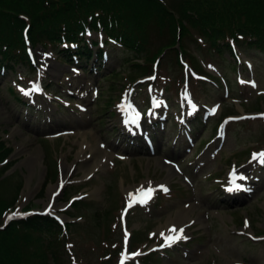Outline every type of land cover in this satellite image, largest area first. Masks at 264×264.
<instances>
[{"label": "rangeland", "instance_id": "1", "mask_svg": "<svg viewBox=\"0 0 264 264\" xmlns=\"http://www.w3.org/2000/svg\"><path fill=\"white\" fill-rule=\"evenodd\" d=\"M161 1L176 11L182 0ZM167 36L152 34L150 49ZM84 40L94 50L104 43L97 32ZM181 42L182 66L173 51L159 65H142L144 58L134 60L140 66L126 65L125 55L104 45L100 65L93 51L79 68L36 45L28 50L32 71L0 74V198H16L4 219L32 212L69 224L61 264H118L124 248L126 264H264V164L253 160L264 151V54L249 58L238 49L234 62L226 50L230 66L209 56L207 45L197 47L206 42L197 30ZM34 85L39 90L26 95ZM129 112L139 113L131 124L150 134L144 143L121 140ZM83 136L110 156L85 147L67 182L49 197L48 187L73 163ZM33 154L38 168L26 187L23 162ZM160 162L180 176L169 177ZM91 164L98 166L83 177ZM234 169L246 177V190L226 193ZM143 181L163 183L146 204L127 205L128 188ZM173 219L186 238L161 247L160 233L166 235ZM43 245L54 264L59 252L47 239ZM35 247L28 244L29 251Z\"/></svg>", "mask_w": 264, "mask_h": 264}, {"label": "trees", "instance_id": "2", "mask_svg": "<svg viewBox=\"0 0 264 264\" xmlns=\"http://www.w3.org/2000/svg\"><path fill=\"white\" fill-rule=\"evenodd\" d=\"M192 29L206 41L197 47L207 45L209 56H222L230 66L234 63L223 54L227 50L235 60L232 46L250 58L252 53L264 54V0H182L176 11L161 0H0V72L16 67L33 70L27 42L50 47L62 63L78 59L83 65L94 51L100 65L104 45H110L125 55L126 65L140 66L134 60L144 58L142 65L150 66L167 51L174 52L180 65L179 53L185 55L181 41ZM87 32L99 33L104 43L91 49L84 40ZM155 33L158 37L166 33L168 40L152 50ZM15 201L0 198V264H50L44 239L55 247L54 253L59 252L54 264H61L69 224L62 227L54 217L32 213L14 217L1 228L5 211ZM31 242L37 246L33 251L28 250Z\"/></svg>", "mask_w": 264, "mask_h": 264}, {"label": "bare ground", "instance_id": "3", "mask_svg": "<svg viewBox=\"0 0 264 264\" xmlns=\"http://www.w3.org/2000/svg\"><path fill=\"white\" fill-rule=\"evenodd\" d=\"M53 76H56V75H53ZM33 87H30V90L32 89ZM30 90H27L26 91L29 93ZM32 92H36V91H32ZM155 106H157V104H154ZM128 109V108H126ZM133 113H128L127 114V118H129L130 115H132ZM121 128L124 129V132L121 134V140L124 142V141H128L129 139H139V141L141 142H145L148 137L150 136L149 133L145 132V127H139L137 125H132L131 123H125L123 122L121 124ZM84 137V136H83ZM132 143V142H131ZM81 146H80V150L76 153V158L74 159L73 163L72 164H67L63 167L62 171H61V174L59 176V178L57 179V182L51 186L48 187L47 189V195L49 197H52L56 192L57 190L60 189V187L65 183L67 182V180L69 179V172L71 170V168H73V166H75V164L78 162L79 158L80 157V152L84 150L85 147H90L92 149V151L94 153H100L101 156L103 158H107L110 156V153L105 151V149L103 148V146L99 143H96L95 140L94 142H88L86 141L85 137H84V141L80 142ZM38 156L37 154H33V155H29L25 161L23 162V164H25L26 168H27V171H28V174H27V181H26V187H28V183L29 181L31 180L32 176L35 174L37 168H38ZM76 161V163H75ZM92 162H94V160H92ZM84 163H89V160L85 161ZM169 163V162H167ZM167 163H163V162H160V165L163 166L164 168H166L168 170V176H172L174 174H176L177 176H180L178 175L179 172L176 171V170H173L172 166L170 164H167ZM95 166H98L97 164H91L90 167L88 168V171L87 173L83 174V177H85L87 174H89L91 171H93V168ZM264 167V166H263ZM187 179H184L182 182L183 183H186ZM42 182V180H41ZM149 182L150 181H143L140 185L143 186L144 188H147L149 186ZM163 182H151V187L155 190H157L159 188V184H162ZM41 183L38 185V187H40ZM138 187V186H137ZM140 189V188H128V195L131 193L133 195H135L137 193V190ZM246 189H244L245 191ZM34 191V189L32 190ZM127 205H129V201L127 202ZM194 207V206H193ZM182 210L179 211L177 214H181ZM171 218H168L166 221H170ZM174 223L173 222H169L167 224V229H171L173 226L176 227V229H178L177 227V224L175 222V219H173ZM177 222H180V220H178ZM169 229L168 231L166 232V236L167 235H175V233H170L169 232Z\"/></svg>", "mask_w": 264, "mask_h": 264}, {"label": "snow or ice", "instance_id": "4", "mask_svg": "<svg viewBox=\"0 0 264 264\" xmlns=\"http://www.w3.org/2000/svg\"><path fill=\"white\" fill-rule=\"evenodd\" d=\"M37 90H39L38 85H34L33 88L30 91H37ZM22 91H24V90L22 89ZM25 94L27 95L29 93L26 91ZM186 95H187V93H186ZM121 107L123 109L124 106L121 105ZM127 107L131 108V105L129 104ZM192 107L195 108V105H192ZM138 120H139V113L138 112H133V114L130 115L129 119L125 120V123L127 124V123L130 122L132 124H138ZM257 159L259 160L260 163L264 164V151H262L260 153H254L253 154V160H257ZM233 176L235 177V169L233 171ZM238 179L243 180V179H246V177L239 176ZM232 184H233V188H235V189L241 188L240 184L235 183V179H233ZM161 188H163V185H161ZM233 188H229L227 190L228 191H232ZM163 190L167 191L166 188H164ZM153 192H154V189L151 187V182H149V186L147 187V189H145L143 186H141V188L137 190V193L135 195H133L131 193L129 194V197H130L129 206H131V204L135 203V202L147 203V201L149 199H151ZM50 209H51V205H49V210ZM125 211H126V209H125ZM17 215H22V214L19 213V212H13L8 217V219L10 220V219L16 217ZM245 227H247V222L245 223ZM169 232L170 233H175V235H167L166 236L163 232L160 233V235L162 237H164V240H165V244L161 245V247L171 246V244L175 243L176 241L180 240L181 238H186V237L183 236V233H184V229L183 228L176 229V227L173 226L171 229H169Z\"/></svg>", "mask_w": 264, "mask_h": 264}]
</instances>
